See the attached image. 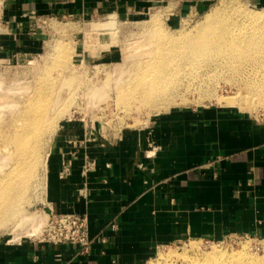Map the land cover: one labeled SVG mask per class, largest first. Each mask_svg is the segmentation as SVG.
<instances>
[{
  "label": "crops",
  "instance_id": "1",
  "mask_svg": "<svg viewBox=\"0 0 264 264\" xmlns=\"http://www.w3.org/2000/svg\"><path fill=\"white\" fill-rule=\"evenodd\" d=\"M155 1L178 17L215 0H13L9 10L23 22L88 19L145 11ZM86 131L77 122L63 125L64 146L48 166L45 212L86 215L89 253L0 241V264H146L159 248L192 239L264 238V126L250 116L206 107L159 115L117 138Z\"/></svg>",
  "mask_w": 264,
  "mask_h": 264
},
{
  "label": "rangeland",
  "instance_id": "2",
  "mask_svg": "<svg viewBox=\"0 0 264 264\" xmlns=\"http://www.w3.org/2000/svg\"><path fill=\"white\" fill-rule=\"evenodd\" d=\"M12 4L13 0H0V165L5 164L0 172L9 169L10 163V148H5L2 134L15 124L21 106L30 101L29 96L39 86L38 79L42 78L47 85L60 74L58 87H62L65 78L63 74L73 71L78 75L75 85L81 82V86L74 87L72 95L66 87L62 90L64 95L70 92L65 98L69 97L73 102L68 106L65 115L58 118L55 131L46 134L44 138L41 159L46 158V171L42 168L39 171L32 170L31 190L23 206L22 216L13 225L0 230V241L41 239L42 226L34 232L32 223L35 220H41V225L46 223L48 166L55 149L62 148L60 137L62 127L67 122H77L87 130L88 136L98 135L106 140L110 134L117 138L124 132L144 128L162 114L207 107L241 112L264 126V93H255L260 97V104H256L253 110L220 102L222 97L231 98L238 94L244 97L247 94V87L242 85L244 77L235 73L194 70L177 80V83L169 85L167 97L170 101L158 108L148 107L133 96L119 102L112 86L116 72L124 70L125 75L132 76L131 80L134 78V71L138 67L133 60L131 62L127 59L128 55L135 54L137 51L134 50L138 47L144 50L145 47L142 46H146L148 38L152 39L151 36L158 27L169 36L192 34L215 13L220 16L215 15L216 21L239 8L252 13H263L264 5L253 0H215L201 11L188 10L175 17L170 16L172 9H169L168 4L158 5V1H155L145 11H114L88 19L31 16L23 22L20 17L10 14L9 8ZM112 23L113 26L109 27ZM159 43L150 46V50L157 48ZM61 51L65 54H60ZM80 77L84 78L83 82ZM63 174L61 177L65 178ZM22 223H26V226L22 225L23 229L20 228L22 232L16 231L15 226L20 227L19 224ZM192 244H196L195 250H192ZM263 244L264 238L251 236H229L218 241L192 239L159 248L146 264H163L165 255L177 258V264H185L182 256L205 254L214 248L227 253L239 252L244 246L249 254L262 258Z\"/></svg>",
  "mask_w": 264,
  "mask_h": 264
},
{
  "label": "bare ground",
  "instance_id": "3",
  "mask_svg": "<svg viewBox=\"0 0 264 264\" xmlns=\"http://www.w3.org/2000/svg\"><path fill=\"white\" fill-rule=\"evenodd\" d=\"M215 15L220 17L219 13L211 15L192 34L169 36L158 27L152 39L148 38L146 46H142L144 50L134 47L133 50L137 52L129 54L127 59L133 60L138 69L134 71L132 80V76L125 75L124 70L116 72L112 86L117 100L122 102L133 96L148 107H162L170 101L167 97L169 85L177 83V80L194 70L205 69L206 73L220 70L244 77L242 85L247 87V94L244 97L239 94L231 98L222 97L220 102L224 101L229 106L239 105L247 110H253L256 104H260V97L255 93H264V12L252 13L239 8L216 21ZM112 26L113 23L109 25ZM158 42L161 47L158 44L157 48L150 50V46ZM60 54L64 55L65 52L61 51ZM63 75L62 87H58L60 74L47 85L44 84L45 80L38 79L39 86L29 96L30 101L21 106L15 124L2 134L5 148H10V163L9 169L0 172V230L13 225L22 216L23 206L31 190L32 170L39 171L42 168L46 171V158L41 159L44 138L55 131L58 118L65 115L73 102L71 98H65L67 93L71 92L72 95L74 87L81 86V82L75 85L78 76L75 72L67 71ZM80 80L83 82L84 78L80 77ZM65 87L67 91L70 90L66 95L62 91ZM4 167L5 164H1L0 170ZM34 222V232L41 226L43 230L41 220L40 223ZM22 225L26 226V223L19 224L20 227L16 225V231L22 232ZM28 234L30 236L31 232ZM191 248L195 250L196 244H192ZM198 254L182 256V261L187 264H264V257L249 254L246 246L239 252L227 253L214 248L209 253ZM163 259V264H177V258L173 256L165 255Z\"/></svg>",
  "mask_w": 264,
  "mask_h": 264
},
{
  "label": "built area",
  "instance_id": "4",
  "mask_svg": "<svg viewBox=\"0 0 264 264\" xmlns=\"http://www.w3.org/2000/svg\"><path fill=\"white\" fill-rule=\"evenodd\" d=\"M46 216L40 242L70 245L78 248L83 255L89 253L93 240L86 215L49 213Z\"/></svg>",
  "mask_w": 264,
  "mask_h": 264
}]
</instances>
